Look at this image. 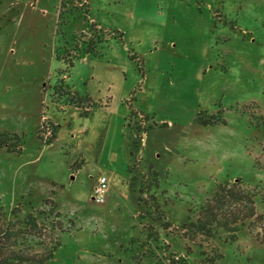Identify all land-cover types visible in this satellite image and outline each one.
<instances>
[{"label": "rangeland", "instance_id": "374dc122", "mask_svg": "<svg viewBox=\"0 0 264 264\" xmlns=\"http://www.w3.org/2000/svg\"><path fill=\"white\" fill-rule=\"evenodd\" d=\"M2 139L0 228L31 213L51 264H264V0H0ZM123 139L135 191L111 176L104 210L93 186ZM237 179L255 217L188 238L189 209Z\"/></svg>", "mask_w": 264, "mask_h": 264}, {"label": "trees", "instance_id": "16d2710c", "mask_svg": "<svg viewBox=\"0 0 264 264\" xmlns=\"http://www.w3.org/2000/svg\"><path fill=\"white\" fill-rule=\"evenodd\" d=\"M72 64V61L69 62L70 66ZM1 143H5L4 139L0 141ZM256 197L257 191L246 187L240 179L220 184L210 197L196 204L195 208L189 209L187 221L181 227L185 229L188 238H190L189 232L194 237L196 235L216 237L219 230L223 229L231 233L228 238L233 240L236 238L239 227L245 225L247 219L255 217ZM151 207L154 214L153 221L164 228L170 226L167 221L162 223L165 217L163 218L160 205L156 201L153 200ZM15 223H6L3 228H0V259H2L0 264H51L59 244L46 247L43 251L33 250L40 245V242H35L36 233H28L27 229L37 231L36 217L29 213L25 220L19 222L20 225ZM22 224L25 227V238L19 241L21 232L17 228ZM8 244L12 247L7 248L9 250L5 249V245L8 246ZM199 246L201 248V245ZM189 253L190 250L187 249V254ZM203 253L201 251L202 255Z\"/></svg>", "mask_w": 264, "mask_h": 264}, {"label": "crops", "instance_id": "0c3cea01", "mask_svg": "<svg viewBox=\"0 0 264 264\" xmlns=\"http://www.w3.org/2000/svg\"><path fill=\"white\" fill-rule=\"evenodd\" d=\"M72 63H73L72 64V66H73L75 64V61L72 60ZM69 74L71 75L72 72H70ZM78 94H80V93H78V92L74 93L73 101L78 106V108H83V110H85V114H88L90 112L89 111L90 110V106H92L91 104L94 103V101H93L94 97L92 95H90V96L88 95V96H86V100L84 101L83 97H80V95L78 96ZM123 96H124V94H123ZM76 98H77V100L75 101ZM92 134H93L92 131H90L88 129L87 130L83 129L82 132L78 133L77 135H73V137L77 138V140H78L77 141V146L80 147V149L85 154H88V155L90 154V152L92 150H99V147H97V149H95V147H94V149H93V146L89 145L90 142H92L94 140V136H92ZM136 137H137V135H136ZM103 138H104V136H103ZM122 141L123 142H121V144H118L117 148L116 147L113 148L111 150V153H110V157L112 159L115 158V157H116V159H118L119 156L121 155L124 158L122 165H119L118 168L113 167V168H111V170H109L108 174L103 173L102 175L107 176L108 182H109V187H110V185L112 184L111 183V178H112L111 176H113L115 174H123V177L125 178V181H126V183L128 185V189L135 191L133 186H132V182H131V180L133 179V177H132L133 175L129 176V172L131 171V159L129 160V155H131V156L133 155V149L131 148V145L127 144V142L124 139ZM109 187H108V190H107V193H106V196H105V201L102 203L104 205V210L109 208L110 205H111L110 204V198H111L112 194H111V190L109 189ZM130 201L132 202V199ZM139 201L141 203H143L144 206L140 207V209H139V211H137L136 215H139L141 213V211L145 210V208L147 209L148 205L150 207V204L148 203V200H145V199H143V198H141L139 196Z\"/></svg>", "mask_w": 264, "mask_h": 264}, {"label": "built area", "instance_id": "2783aa9c", "mask_svg": "<svg viewBox=\"0 0 264 264\" xmlns=\"http://www.w3.org/2000/svg\"><path fill=\"white\" fill-rule=\"evenodd\" d=\"M46 119H47L46 116L42 117L43 129L45 130L44 138L45 141L47 142L52 134L51 132L52 125L50 124V122H47ZM108 187H109V182L107 176L105 175L99 176L93 186L92 199L96 202L103 203L105 201V196Z\"/></svg>", "mask_w": 264, "mask_h": 264}]
</instances>
